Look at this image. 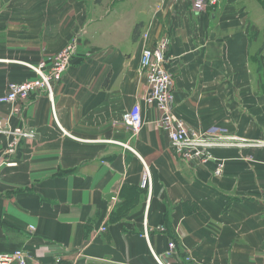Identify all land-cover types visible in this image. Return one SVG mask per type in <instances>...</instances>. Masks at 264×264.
<instances>
[{
  "label": "crops",
  "instance_id": "0c3cea01",
  "mask_svg": "<svg viewBox=\"0 0 264 264\" xmlns=\"http://www.w3.org/2000/svg\"><path fill=\"white\" fill-rule=\"evenodd\" d=\"M192 1L0 0V97L33 79L24 63L75 44L53 107L38 93L19 114L1 109V123L34 139L9 154L13 138L0 134V160L14 163L0 172V254L22 250L26 264H155L151 251L167 264L187 255L264 264V0H216L199 13ZM164 37L174 114L195 133H226L210 147L220 177L213 163L194 173L178 160L141 102V52ZM138 102L133 134L123 116Z\"/></svg>",
  "mask_w": 264,
  "mask_h": 264
},
{
  "label": "built area",
  "instance_id": "2783aa9c",
  "mask_svg": "<svg viewBox=\"0 0 264 264\" xmlns=\"http://www.w3.org/2000/svg\"><path fill=\"white\" fill-rule=\"evenodd\" d=\"M159 8L164 0H151ZM216 0H193L191 8L193 13L204 11L208 6H215ZM168 38L154 43V46L145 47L139 59L140 71L146 81V92L141 98V102L157 114L158 125L166 133L175 156L178 160L186 164L189 168L203 169L214 162L210 152L212 142L209 141L217 136L218 130L214 129L200 135L189 132L181 122L176 120L173 114V88L174 77L168 69L167 47ZM75 51V44L71 42L57 53L47 56L37 63H24V66L34 75L33 79L19 83H9L5 94L0 97V117L3 107L10 108L11 114L21 113V106L26 103L31 96L38 93H45L48 101L53 107L52 88L54 84L60 83L64 74L70 67L72 55ZM142 123V110L140 103H135L129 112L123 116V124L134 134H137ZM0 134L11 135L13 140L8 146L7 153L11 154L20 141L34 139V132L20 126L10 128L7 123L0 122ZM217 134V135H216ZM215 135V136H214ZM235 139V138H234ZM213 173L220 177L223 172L221 163H214ZM143 171L141 174L140 187L147 194V201L151 194V176L148 167L142 162ZM5 167H12L14 163L0 160V172ZM195 173V171H194ZM30 230L33 228L30 227ZM104 228L100 232H105ZM155 264H167L163 258L150 252ZM174 254V243L168 244L166 259H171ZM27 255L24 251L18 250L11 254H0V264H26ZM184 264H194L189 255L183 259Z\"/></svg>",
  "mask_w": 264,
  "mask_h": 264
},
{
  "label": "rangeland",
  "instance_id": "374dc122",
  "mask_svg": "<svg viewBox=\"0 0 264 264\" xmlns=\"http://www.w3.org/2000/svg\"><path fill=\"white\" fill-rule=\"evenodd\" d=\"M173 114H174V112H173ZM174 116H175V118H176V120H178L179 122H181L182 123V125L189 131V132H193V133H195L193 130H190V129H188V127L185 125V123L183 122V121H181L179 118H177V116L174 114ZM156 123H157V121H156ZM159 126V128L162 130V132L163 133H165L164 131H163V129L161 128V126L160 125H158ZM214 129H217L218 130V135L217 136H215V137H213L212 139H210L209 141H211L212 143L214 142H216V141H221V139H224V137L226 136L225 134V131L224 130H222V129H219V128H217V127H211V128H208V129H206L205 131H204V133L205 132H208V131H211V130H214ZM140 130V129H139ZM133 133V132H132ZM63 134L64 135H67L64 131H63ZM134 134V133H133ZM166 134V133H165ZM195 134H197V135H200L199 133H195ZM167 136V135H166ZM168 138V137H167ZM234 139V138H233ZM235 141H237V139H234ZM214 159V158H213ZM214 163H218L217 161H215V159H214V162H213V164ZM203 169H205V168H203Z\"/></svg>",
  "mask_w": 264,
  "mask_h": 264
},
{
  "label": "trees",
  "instance_id": "16d2710c",
  "mask_svg": "<svg viewBox=\"0 0 264 264\" xmlns=\"http://www.w3.org/2000/svg\"><path fill=\"white\" fill-rule=\"evenodd\" d=\"M143 28V24L141 22L137 23L132 31V41L136 42L140 38L141 30Z\"/></svg>",
  "mask_w": 264,
  "mask_h": 264
}]
</instances>
